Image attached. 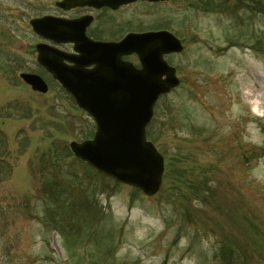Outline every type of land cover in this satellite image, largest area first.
I'll list each match as a JSON object with an SVG mask.
<instances>
[{
    "label": "rangeland",
    "instance_id": "obj_1",
    "mask_svg": "<svg viewBox=\"0 0 264 264\" xmlns=\"http://www.w3.org/2000/svg\"><path fill=\"white\" fill-rule=\"evenodd\" d=\"M39 6L0 0V56L22 63L0 73V264H220V249L264 264V0H171L134 12L142 27L164 24L181 38L184 51L168 59L181 84L156 104L161 189L145 197L108 187L100 227L112 243L99 250L83 237L67 246L41 222L42 156L53 142H81L93 121L36 64L41 40L28 20ZM20 72L46 76L47 93Z\"/></svg>",
    "mask_w": 264,
    "mask_h": 264
},
{
    "label": "water",
    "instance_id": "obj_2",
    "mask_svg": "<svg viewBox=\"0 0 264 264\" xmlns=\"http://www.w3.org/2000/svg\"><path fill=\"white\" fill-rule=\"evenodd\" d=\"M136 0H88L86 4H124ZM158 1V0H144ZM163 1V0H161ZM84 18L29 21L32 31L52 44H72L73 52L52 45L35 46L36 62L95 124L93 137L71 141L69 150L79 161L117 183L154 196L164 172L163 156L146 138L158 99L180 81L165 55L181 53L178 37L166 30L129 33L120 42H100L84 34ZM135 54L140 67L123 56ZM20 79L33 92L45 94L48 85L38 74L22 72Z\"/></svg>",
    "mask_w": 264,
    "mask_h": 264
},
{
    "label": "trees",
    "instance_id": "obj_3",
    "mask_svg": "<svg viewBox=\"0 0 264 264\" xmlns=\"http://www.w3.org/2000/svg\"><path fill=\"white\" fill-rule=\"evenodd\" d=\"M21 66V60L17 55L0 56V73L10 74L22 68ZM157 112L156 105L154 117L146 131V136L152 143L156 142ZM93 130L92 123L86 125L82 140L91 138ZM260 152L257 157H264V150ZM42 158L39 173L43 194L42 224L63 237L67 246L84 244L85 242L80 240L81 237L88 238L91 241L88 244H93L95 250H99L106 241L112 243V235L107 237L104 235L107 231L100 227L105 215L100 206L99 196L104 195L108 187L112 188L118 183L73 158L68 147H60L57 142L51 144ZM69 158H72L71 162L67 163L66 160ZM90 207L94 215L84 218L83 212ZM84 241L88 242L87 239ZM226 241L224 246L228 245ZM71 248L68 247V250ZM220 254L224 255L220 257V264H239L241 254L233 252V249L224 251L220 249Z\"/></svg>",
    "mask_w": 264,
    "mask_h": 264
},
{
    "label": "flooded vegetation",
    "instance_id": "obj_4",
    "mask_svg": "<svg viewBox=\"0 0 264 264\" xmlns=\"http://www.w3.org/2000/svg\"><path fill=\"white\" fill-rule=\"evenodd\" d=\"M40 3V10L37 16H34L28 20L29 29L42 43L52 45L64 52L71 53L73 52L72 44L66 43L55 46L51 44V41L44 39L35 34L29 21L33 18H39L43 16L52 17L55 19L62 20H76L84 18L87 21V24L84 29L85 36L93 41L100 42H120L126 35L129 33H145V32H154L160 30H166L177 36L175 32L168 29L164 24L153 22V24L148 26H143V21L141 19V14L134 13L140 8H158L165 6L171 2V0H158V1H144L136 0L133 2H128L124 4H101L100 6L93 4H86L88 0H36ZM30 4V3H29ZM125 11H131L129 17H124ZM165 23V22H164ZM36 53V52H35ZM176 55L171 53L164 56L166 62L173 66L169 62V57ZM122 60L130 61L134 66L140 67L138 63V58L135 54L129 56H123ZM174 67V66H173ZM175 68V67H174ZM42 69V68H41ZM46 76L49 77V74L42 69ZM46 76L43 78L46 81ZM47 82V81H46ZM48 84V82H47Z\"/></svg>",
    "mask_w": 264,
    "mask_h": 264
},
{
    "label": "bare ground",
    "instance_id": "obj_5",
    "mask_svg": "<svg viewBox=\"0 0 264 264\" xmlns=\"http://www.w3.org/2000/svg\"><path fill=\"white\" fill-rule=\"evenodd\" d=\"M253 108L256 109V106H254ZM163 174H164V172H163ZM162 181H163V176H162ZM161 185H162V183H161ZM160 189H161V188H160ZM155 195H156V194H155Z\"/></svg>",
    "mask_w": 264,
    "mask_h": 264
}]
</instances>
